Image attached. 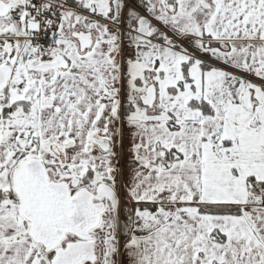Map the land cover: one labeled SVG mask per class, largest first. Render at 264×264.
Wrapping results in <instances>:
<instances>
[{
	"label": "snow or ice",
	"instance_id": "1",
	"mask_svg": "<svg viewBox=\"0 0 264 264\" xmlns=\"http://www.w3.org/2000/svg\"><path fill=\"white\" fill-rule=\"evenodd\" d=\"M0 264H264V0H0Z\"/></svg>",
	"mask_w": 264,
	"mask_h": 264
}]
</instances>
